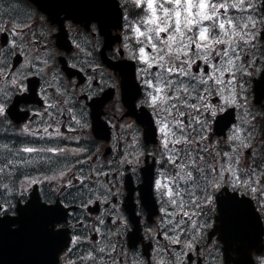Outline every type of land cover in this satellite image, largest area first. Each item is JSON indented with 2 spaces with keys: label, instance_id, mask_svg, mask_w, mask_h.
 I'll return each mask as SVG.
<instances>
[{
  "label": "snow or ice",
  "instance_id": "snow-or-ice-1",
  "mask_svg": "<svg viewBox=\"0 0 264 264\" xmlns=\"http://www.w3.org/2000/svg\"><path fill=\"white\" fill-rule=\"evenodd\" d=\"M261 100L264 0H0V248L264 264Z\"/></svg>",
  "mask_w": 264,
  "mask_h": 264
},
{
  "label": "flooded vegetation",
  "instance_id": "flooded-vegetation-1",
  "mask_svg": "<svg viewBox=\"0 0 264 264\" xmlns=\"http://www.w3.org/2000/svg\"><path fill=\"white\" fill-rule=\"evenodd\" d=\"M113 47H115V45H113ZM113 62H115V60H113ZM145 243H147V242H145ZM35 255V258L36 259H41L42 257L40 256V255H38V254H34Z\"/></svg>",
  "mask_w": 264,
  "mask_h": 264
},
{
  "label": "water",
  "instance_id": "water-1",
  "mask_svg": "<svg viewBox=\"0 0 264 264\" xmlns=\"http://www.w3.org/2000/svg\"><path fill=\"white\" fill-rule=\"evenodd\" d=\"M12 242L11 241H9V244H11ZM30 260H32V258H30Z\"/></svg>",
  "mask_w": 264,
  "mask_h": 264
}]
</instances>
